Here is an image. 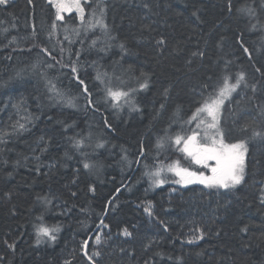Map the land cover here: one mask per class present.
<instances>
[{
  "label": "trees",
  "instance_id": "trees-1",
  "mask_svg": "<svg viewBox=\"0 0 264 264\" xmlns=\"http://www.w3.org/2000/svg\"><path fill=\"white\" fill-rule=\"evenodd\" d=\"M97 3L106 5L107 35L99 27L85 33L75 13L56 21V10L48 0L31 4L9 0L6 7L0 6V130L11 131L17 121L24 122L22 117H32L26 131L0 142V256L4 257L0 264H64L65 260L89 264L81 243L88 240V251L97 250V233L103 240L98 246L99 264H264L261 138L248 140L241 185L221 189L200 184L210 192H225L224 214L208 220L210 232L188 243L177 231L163 227L165 207L184 204L187 189L198 184L176 183L180 177L168 166L179 162L181 168L210 174L209 168L181 150L183 142L177 145L175 138L192 134L196 124L187 121L213 85L224 76L234 83L240 72L249 85L242 83L221 107L225 143L251 137L253 128L264 131V114L258 107L264 105V2L231 0L229 12V0H88L86 17ZM246 7L255 9V16L240 11ZM53 22L58 26L55 30ZM74 28L80 29V36ZM161 37L164 45L156 43ZM61 59L65 64L75 62L77 73L62 68L57 63ZM98 71L107 74L105 83L114 89H137L131 93L135 108L123 101L122 107L114 108L105 86L96 79ZM48 80L75 106L51 100ZM145 80L148 87L140 90ZM252 84L257 85L255 93ZM89 99L94 106L88 105ZM246 124L247 131H241ZM76 139L84 140L80 150L72 146ZM98 142L103 147L97 148ZM85 159L96 167L85 170ZM157 167L164 169L161 176L166 182L161 185L145 175ZM140 189L156 197V202L136 201L133 196ZM128 206L146 222L163 227L172 253L156 250L151 257L145 252L128 257L112 247L114 242L134 239L132 233L122 234L125 228L116 230L106 223ZM149 206L151 216L145 212ZM40 215L48 226L59 225L55 241L42 238L36 243L34 226ZM101 221L108 227L97 228ZM13 243L14 250L7 246Z\"/></svg>",
  "mask_w": 264,
  "mask_h": 264
},
{
  "label": "snow or ice",
  "instance_id": "snow-or-ice-1",
  "mask_svg": "<svg viewBox=\"0 0 264 264\" xmlns=\"http://www.w3.org/2000/svg\"><path fill=\"white\" fill-rule=\"evenodd\" d=\"M9 0H0V6H7ZM28 2L31 4L32 0H28ZM264 2V0H262ZM48 3L52 5L56 9V21H63L64 16L62 13L68 12L71 13L72 11H75L78 15V18L81 21V26L85 33H87L90 29H94L96 27H99L106 35L108 34V25L104 21V15H105V7L103 3H97L94 8L91 9L90 14L86 17L85 16V7L83 5L88 4V0H48ZM147 7V5H145ZM240 11L244 12L247 15L255 16V9L246 7L241 9ZM229 12H231V0H229ZM193 15H196V12H193ZM57 24L53 22L52 29L55 30L57 28ZM253 28H256V25H252ZM3 31H7V29H3ZM65 31L67 32V28H65ZM73 33L76 36H80V29L74 28ZM51 35V33L49 34ZM15 39V38H13ZM65 39H68V36L65 35ZM109 39H115L114 37H110ZM73 41H69V43H72ZM83 43V40L80 41ZM158 45H164L166 43L165 39L161 37L156 41ZM97 44V40H92V45L95 46ZM241 46L244 47V45L241 43ZM121 50H125V46L123 43L119 45ZM104 50V49H101ZM41 51H44L45 54L50 55L47 49L42 48ZM61 51L63 52L64 49L62 48ZM245 53L249 52V49L247 47H244ZM203 55V53H196L193 52L192 55ZM77 57H79V52L76 53ZM251 58V56L249 57ZM57 63L60 64L62 68L64 67H71V71L73 74L77 73V66L75 62H70L69 64L63 63L62 59L58 60ZM190 63V61H189ZM35 67V65H34ZM48 68L54 67L53 64H47ZM259 72L260 69H257ZM43 75V74H42ZM141 75H146L144 73H141ZM264 75V73H262ZM107 74L106 73H100L97 72L96 79L105 86V92L106 96L110 98L112 106L114 108L119 109L123 106V104L131 105L133 108H135V105L132 102L131 93L137 91V89H129L127 91L119 89V88H113L110 84L105 83V78ZM78 82L80 84H84V81L79 79L78 76H76ZM244 83L245 87H248L249 85L246 83L245 74L243 72H240L237 74L235 78V82H230L229 76H224L222 78V81H218L215 85L212 86V91L208 94L207 97H205L202 101H198V106L196 107L195 111L192 113V116L188 119L187 123L192 124L195 122L196 128L192 129V134L187 137H181L179 135L175 138V143L177 145H180L181 142H183V148L181 149L188 157H190L196 164L202 165L205 168H210L212 175L206 176L203 173H195L192 171H189L187 168H181L179 167V162H175L173 165H169L167 170L170 172H174L175 175L180 177L179 180L175 181L176 183L181 184H191V183H200L204 185L206 188H221V189H229V188H236L237 186L241 185L242 182L245 179V156L248 152V147L246 146L248 143V140L254 139V138H261L264 140V131L257 130L253 128L251 137H248L247 139L240 140L237 143H225V134L222 129L221 120H220V110L221 106L224 104L225 99H227L233 92L236 91L237 88L241 86V84ZM47 87L49 93L52 95L49 97L51 100H54L57 103H66L68 106H75L73 104V99L66 98L65 94L57 88V85L52 81H47ZM148 87V82L145 80L144 82H141L139 84V89L143 90ZM208 86L205 85V88ZM251 89L253 93L257 91V85L252 84ZM168 89H165V94L167 93ZM84 92L86 96L90 97L91 93L88 91L87 86L84 87ZM121 101H123V104H121ZM89 106H94V102L89 99L88 100ZM18 107V106H17ZM163 107V105H161ZM260 107L261 113L264 114V105L258 106ZM138 110V109H137ZM32 117L25 116L22 117V120L24 122L17 121L16 124L12 126L11 131L9 130H0V142H4V138L6 136H9L13 133L18 134L20 131H26L27 130V123L31 122ZM105 126L110 127L108 125V122L105 121ZM203 126V127H202ZM249 125H245L241 131H247ZM197 129H200V131H197ZM43 140V137H41ZM72 139V138H70ZM72 146L80 150L84 146V140L83 139H76L73 140ZM158 147H161L162 144L158 142ZM97 148L103 147L102 143L96 144ZM46 150V149H41ZM143 147H141L140 155H143ZM67 155V153H66ZM82 155L87 156L86 153H82ZM71 158V157H68ZM38 159V158H37ZM209 161H215V166H211L208 162ZM83 167L85 170H90L92 168H95L96 165L89 162V160L85 159L82 161ZM164 169L162 167H157L154 171H146L145 175H147L150 179V182L155 185H161L165 183V179L162 178L161 172ZM11 175V173H9ZM90 191H93V189L90 188ZM73 196L76 195L75 192L72 193ZM43 199V202L45 204L50 203V201L47 200V198H39ZM260 202L264 204V187H261V197ZM145 212L148 213L149 216L152 215V212L150 210V206L145 208ZM38 223L34 226L36 230V243L40 244L42 242V238H46L48 241H55L56 240V233L59 231V225H53L48 226L46 223H44L43 215H40L37 217ZM100 227H108L107 224H104L103 221H101L100 225H97V228ZM167 230V229H165ZM246 229H242V231H245ZM194 231L197 233H200L199 236H196L195 239H202L204 236V232L200 227H195ZM124 236H130L131 233L128 232L127 229L123 230L122 233ZM193 240L190 239L188 243H192ZM7 243V241H5ZM103 243L102 237L99 233L96 234L94 244L97 246V250L88 251L89 241L84 240L81 243V250L82 254L85 256V258L88 260L89 264H99V258L101 256V251L99 250V245ZM10 249L15 248V244H8L7 245ZM123 251V249L121 250ZM4 257L0 256V260H3ZM64 264H71L69 260H65Z\"/></svg>",
  "mask_w": 264,
  "mask_h": 264
},
{
  "label": "rangeland",
  "instance_id": "rangeland-1",
  "mask_svg": "<svg viewBox=\"0 0 264 264\" xmlns=\"http://www.w3.org/2000/svg\"><path fill=\"white\" fill-rule=\"evenodd\" d=\"M71 13L77 14L75 11H72ZM71 13L65 12L62 13V15ZM22 16L23 13L21 17ZM1 18L5 19L4 17ZM86 51H88L87 48ZM24 74L27 78L31 77L25 72ZM18 85H20V83ZM225 102L226 99L224 103ZM198 131H200V129ZM208 163L211 166H215V161H209ZM205 175L211 176V170L209 175H207V173ZM186 193L187 200L184 204L165 207L163 227L171 231H177L184 240L189 241L192 239L195 241V237L200 235V233L194 231L195 227H200L203 232L207 234L211 231V226L208 220L212 217H219L224 214L223 204L225 200V192H210L198 183L195 186L188 188ZM133 198L136 201L149 200L156 202V197L149 195L145 189L138 190ZM106 223L116 230L125 228L134 235L132 241H117L112 243V247L120 255L133 257L138 252H145L148 257H151L156 250H163L166 253H172L170 239L163 227L146 222L138 211L131 206L124 208L118 216L110 218ZM122 249L123 251H121Z\"/></svg>",
  "mask_w": 264,
  "mask_h": 264
}]
</instances>
